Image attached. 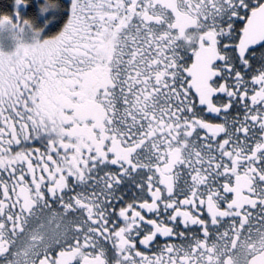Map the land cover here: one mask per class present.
I'll return each instance as SVG.
<instances>
[{"label": "flooded vegetation", "instance_id": "af4514ba", "mask_svg": "<svg viewBox=\"0 0 264 264\" xmlns=\"http://www.w3.org/2000/svg\"><path fill=\"white\" fill-rule=\"evenodd\" d=\"M72 1L10 54L0 264H264V0Z\"/></svg>", "mask_w": 264, "mask_h": 264}, {"label": "rangeland", "instance_id": "374dc122", "mask_svg": "<svg viewBox=\"0 0 264 264\" xmlns=\"http://www.w3.org/2000/svg\"><path fill=\"white\" fill-rule=\"evenodd\" d=\"M64 1L70 2V4L67 7H62L59 3H44L40 5L38 0H35L39 26L28 23L29 21L23 12H21L22 19L26 18L27 22L22 24L21 22H14L16 20L15 13L21 5V8L25 11L30 7L27 2L24 3L22 0H17V9L14 17H4L5 21H0V70L6 71L5 75L1 74L2 77H0V96L8 94L9 87L14 85L13 81L7 79L8 74L11 71L13 73L20 72L19 69L13 68V65L10 64L12 60L10 54L18 55L20 53L19 47L22 46V49L27 51L34 48L33 51L37 54L34 55V58L39 60L40 55H42L43 61L48 63H52L62 53L63 40L66 41L69 36L66 37L65 32L63 34V27L69 25L68 29L73 28L78 22V18L76 19L77 15H75V10L73 9L76 2L72 0ZM11 21L12 24L9 23ZM71 36L72 34H70ZM50 73L46 71L45 77H50ZM25 74L26 72H23L19 76L21 78L26 77ZM54 76V74L51 75V82H53Z\"/></svg>", "mask_w": 264, "mask_h": 264}, {"label": "trees", "instance_id": "16d2710c", "mask_svg": "<svg viewBox=\"0 0 264 264\" xmlns=\"http://www.w3.org/2000/svg\"><path fill=\"white\" fill-rule=\"evenodd\" d=\"M22 1L24 3L27 2L28 6H30L29 9H27L25 12H23L24 16L29 21L28 23H30V24L33 23L34 25H38V22H37V6H36L35 0H22ZM38 3L40 5H43L44 3H51V4L59 3L62 7H66L65 3H64V0H38ZM21 7H22V5H21ZM21 7L19 8V10L16 11V9H17V0H0V21L1 20L4 21V17H10V16L14 17L15 11H16L15 16L17 18H22V16H21L22 13L21 12L24 9L21 8ZM21 56H23V55H21Z\"/></svg>", "mask_w": 264, "mask_h": 264}, {"label": "water", "instance_id": "95a60500", "mask_svg": "<svg viewBox=\"0 0 264 264\" xmlns=\"http://www.w3.org/2000/svg\"><path fill=\"white\" fill-rule=\"evenodd\" d=\"M262 41H264V5L252 14L243 38V43L247 48Z\"/></svg>", "mask_w": 264, "mask_h": 264}]
</instances>
